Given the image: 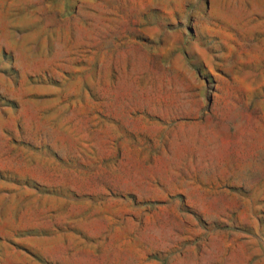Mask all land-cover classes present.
I'll list each match as a JSON object with an SVG mask.
<instances>
[{"label": "rangeland", "instance_id": "rangeland-1", "mask_svg": "<svg viewBox=\"0 0 264 264\" xmlns=\"http://www.w3.org/2000/svg\"><path fill=\"white\" fill-rule=\"evenodd\" d=\"M0 264H264V0H0Z\"/></svg>", "mask_w": 264, "mask_h": 264}]
</instances>
